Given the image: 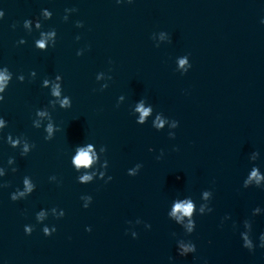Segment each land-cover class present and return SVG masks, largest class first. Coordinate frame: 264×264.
<instances>
[{"label":"clouds","instance_id":"1","mask_svg":"<svg viewBox=\"0 0 264 264\" xmlns=\"http://www.w3.org/2000/svg\"><path fill=\"white\" fill-rule=\"evenodd\" d=\"M39 47H41V48L44 47V41H40L39 42ZM181 63L183 64V61H181ZM5 80H6V77L0 75V83H3ZM54 94L59 95L58 91L55 92ZM64 103H67V101H64ZM140 110L142 111V115H147V111L146 110H144L142 108ZM50 130L51 129H49V131ZM90 163H91V159H90L88 151L81 150L79 155L75 159V164L78 165V166L79 165L87 166ZM253 175H255V173ZM84 179H88V177H85ZM176 210L177 211H182L184 214H190L191 211H192V205L190 203H188L186 205L178 204L176 206Z\"/></svg>","mask_w":264,"mask_h":264}]
</instances>
